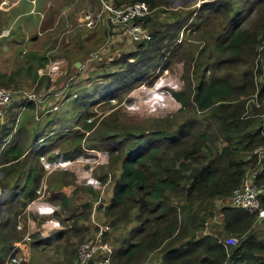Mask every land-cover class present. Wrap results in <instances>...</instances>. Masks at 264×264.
Instances as JSON below:
<instances>
[{"label":"trees","instance_id":"obj_1","mask_svg":"<svg viewBox=\"0 0 264 264\" xmlns=\"http://www.w3.org/2000/svg\"><path fill=\"white\" fill-rule=\"evenodd\" d=\"M135 1H145L156 9L145 20L151 38L135 43V53L124 56L130 60L124 72H114L119 76L116 90L108 93L105 101L118 99L135 82L151 83L158 67L168 69L181 62L183 84L171 97L178 102L182 117L177 122L155 121L147 127L101 131V142L92 148L102 147L112 155V194L105 205L94 201L97 195L93 190L100 191L109 182L104 173L96 175V186L86 188L93 199L84 208L103 211L110 230L119 229L114 234L112 264H146L154 253L161 255L160 264H264V218L228 201L246 173L259 166L256 182L262 187L259 199L264 209V157L257 165L254 152L264 144V63H254L264 35V0H211L181 11L161 8L166 0H117L116 5ZM261 54L264 58V50ZM237 66L241 69L234 73ZM131 73L135 76L129 77ZM254 93L260 107L246 104L242 98ZM88 96H75L73 102L80 99L81 107L90 105L91 101L84 100ZM24 100L31 108L32 99ZM14 102L9 121L4 118L0 125V191L9 192L5 204L10 210L15 205L19 210L37 197L44 171L41 156L48 155V162L65 168L63 164L80 159L82 154H94L78 145L84 136L78 130L62 132L49 142L43 140L47 128L55 125L52 118L56 115L38 125L34 121L30 131L26 117L18 118L16 125ZM73 109L64 114L65 121L81 123L85 131L95 125L96 120H90L95 113L78 109L72 116ZM106 125L102 120L97 126ZM62 139L69 141L58 149ZM63 184L53 185L52 193ZM17 211L12 212L13 220L7 215L0 221V264L6 261L12 240L22 237L16 227ZM78 218L75 216L71 229L84 231L86 227ZM210 221L218 228L210 226L205 232ZM228 236H235L237 243L226 247L223 240ZM47 238L41 243L48 244Z\"/></svg>","mask_w":264,"mask_h":264},{"label":"rangeland","instance_id":"obj_2","mask_svg":"<svg viewBox=\"0 0 264 264\" xmlns=\"http://www.w3.org/2000/svg\"><path fill=\"white\" fill-rule=\"evenodd\" d=\"M77 1V4L72 3L69 6L66 0H53V4H47L49 13L53 17L59 16L60 18L58 17L57 21L54 20L57 22L56 25L52 20H43L42 23H39L40 31H37L35 26L40 15H45V12H29L12 23L8 18L1 16L2 10L0 9V87L13 91L14 99L17 101L14 102L17 107L13 112L18 114L15 124L17 125L18 118L21 120L22 117H26L27 122L30 121L27 124L30 131L35 126L34 121L38 125V122L42 123L47 118L56 115L52 118L55 125L47 128L43 140L49 142L62 132L71 134L78 130L84 133L83 139L78 145L87 150V153L94 154L93 157L88 156L89 158L82 154L80 159L63 164L65 168H59L58 164L47 160L42 163L40 160L44 171L37 190L42 184L45 185V188L40 194L36 190L37 197L23 209L18 210V206L15 205L10 210L8 204L3 205L10 194L7 190H1L0 221L6 219L7 215H10L13 220L12 212L18 210L17 222L21 225L18 232L22 237L12 240L11 249L13 247V255L19 258V264H75L78 246L83 242L96 239L98 227L95 224L106 229L101 237L112 248L115 242L114 237L118 234L119 229L117 231L116 228L110 230L103 211L94 208L85 210L84 208L85 204H89L93 199L86 188L87 185L96 186V175L104 173L103 175H107L106 180L109 182L104 184L100 191L99 189L93 190L98 198L94 201L97 200L100 204L105 205L112 194L111 181L114 176V167L110 164L112 155L109 151H104L102 147L92 148L101 142L100 132L105 129L118 130L126 126L147 127L155 121H161L160 123L167 120L177 122L182 117V113L177 110L178 102L171 97V92L180 89L183 84L181 62L173 63L168 69L160 70L158 67L156 77L150 78L154 80L151 83L146 80L135 82L134 87L127 93L121 94L118 99L105 101L108 93L116 90L114 84L117 83L116 78L119 76H116L115 73L124 72L126 64L130 60L124 56L135 53L138 45L122 34L116 36L109 29L106 30L103 23H99L92 29L85 27L89 31L86 36H82L79 31L69 32L66 30L68 27L81 29L80 20L83 13L99 6V1L96 0L97 5L95 3L86 7L77 21H70L68 26L63 25V15H67L73 9L81 8L83 0ZM166 1L167 4L161 5V8L178 11L191 10L202 3V0ZM205 1L211 0H203V2ZM1 2L0 7H3L7 6L9 1ZM28 5L27 10L31 6ZM161 17L165 19V14ZM24 19L32 21V26L26 30L16 28L25 21ZM216 20L213 19L214 22ZM50 26H53L54 29L43 32L44 28ZM4 27L6 30L3 29ZM25 31L27 33H23ZM119 59L121 60L118 63L112 65L113 61ZM259 62L264 63L261 53L256 55L254 63L258 65ZM76 63H79V66ZM239 69L241 66L233 68V72L236 73ZM107 72H111L112 75L103 77V73ZM222 72L225 73L226 69L223 68ZM132 76L135 74H129V77ZM28 95L33 97L30 100L32 107L29 109L25 105L27 101L24 100L28 99ZM78 95H89L84 97V100L91 101L90 105L85 103L81 107L80 99L78 103L73 102L75 96ZM242 98H246V104L254 103L260 107L255 93ZM12 105L13 103L5 112V115L8 114L5 116L6 119L8 118L7 122L11 113L9 109ZM77 106L78 108H76ZM71 108L74 109L70 115L75 114L78 109L79 111L86 109L95 113L94 117L90 118L91 121L96 120L95 125L85 131L81 123H73L74 120L72 122L65 121L64 114ZM244 114H249L248 108L244 110ZM262 117L264 118L263 115ZM102 120L107 121V125L97 126ZM72 136L74 139V135ZM21 137H25L23 131ZM68 141L60 140L57 144L58 149L65 147ZM258 148V154L264 157V144ZM34 149L32 148V152ZM58 149L55 152L51 151L50 154H55ZM30 156L32 155L30 154ZM46 156L48 155H44V157ZM0 176H2L1 171ZM61 181H64L65 184L58 187V193H52V186ZM47 185L49 186L48 191ZM75 216L79 217L78 222L84 223L86 227L84 231L71 229L75 223ZM80 216L87 219L82 220ZM216 223L218 226L217 221ZM216 223L215 221L208 222L205 232L209 231L210 226L216 227ZM26 235L29 236V239L24 240ZM46 238L49 243H41Z\"/></svg>","mask_w":264,"mask_h":264},{"label":"built area","instance_id":"obj_3","mask_svg":"<svg viewBox=\"0 0 264 264\" xmlns=\"http://www.w3.org/2000/svg\"><path fill=\"white\" fill-rule=\"evenodd\" d=\"M98 1V7L83 13L80 23L86 28L92 29L99 23H103L108 28H112L113 31L118 30V33H121L135 43L150 40L151 32L147 28L145 20L156 10L155 8H151L145 1H135L126 5H116L117 0ZM263 50L264 35L260 38L257 46L258 53H261ZM27 98L33 99L31 95H28ZM13 101V91L8 88L0 87V125L5 118L7 107H9ZM54 108L56 109L57 107ZM258 150L259 148L255 150L258 156L257 165L262 158V156L258 154ZM40 160H42L41 162L43 163L46 157L41 156ZM260 170L258 166L248 171L241 185L232 190L228 201L231 206L242 208L248 213H256L258 218H264V209L261 207L259 199L262 187L256 182V176ZM44 188L45 185L42 184L37 190V193L40 194ZM95 225L98 227L96 239L90 242H83L78 246L76 264H112V248L101 238V234L106 229L100 228L99 224ZM20 228L21 225L18 222L17 229ZM25 239H29V236L26 235L24 240ZM237 241V238L232 236L225 237L223 240L226 247L235 245ZM19 263V258L13 255L12 247L7 255L5 264Z\"/></svg>","mask_w":264,"mask_h":264},{"label":"crops","instance_id":"obj_4","mask_svg":"<svg viewBox=\"0 0 264 264\" xmlns=\"http://www.w3.org/2000/svg\"><path fill=\"white\" fill-rule=\"evenodd\" d=\"M1 1L4 3V1H6V0H0V2ZM7 1H9L7 3L8 4L7 6L0 7V9L2 10L1 16L8 18L9 20L12 21V23H15L16 20H18L19 18L23 17L27 13H29V12L35 13L36 11L37 12L39 11L40 13H44V12L46 13L45 15L41 14L40 17L38 18V22H37V24L35 26L37 31H40L39 23L40 22L42 23V21L45 20V19L52 20L54 22V25H56V23H57L55 21L58 20L59 16L53 17L49 13L48 8H47V4H50V5L53 4L52 3L53 0H7ZM77 2H78L77 0H66V3H67L68 6L70 4H72V3H76L77 4ZM202 2H203V0H202ZM95 3L97 5L96 0H83L81 2V8L79 7V9H77V10L73 9L72 11H69L67 15H65V16L63 15V17H64L63 18V25L68 26L70 21H75V20L77 21L79 15L83 12V10L86 7H88L89 5H93ZM28 4H30L31 6L27 10V7H29ZM24 20L25 21H23V23L21 25H19V27H16V28H19V29H22V30H26V29H28L29 27L32 26V21H29V20H26V19H24ZM81 26H82L81 29L80 28H76V27H74V28L68 27L66 30H68L69 32L79 31V33L82 36H86L89 31H88V29L85 28V26L83 24H81ZM3 29L6 30L5 27ZM53 29H54L53 26L46 27V28L43 29V32H48V31H51ZM105 29H106V27H105ZM23 33H27V32L25 31ZM21 34H22V32H21ZM115 34H116V36L121 35V33H118V32H115ZM116 40H118V37H116ZM16 42H18V41L16 40ZM254 152H255V150H254ZM47 189L49 190V186L48 185H47ZM54 192H59V191L54 190ZM3 205H5V203ZM215 221L219 222V219L215 220ZM17 223H16V227H17ZM206 232H208V231H206ZM211 232L213 233L212 229H211ZM160 256L161 255L159 253H154L148 259L146 264H160Z\"/></svg>","mask_w":264,"mask_h":264},{"label":"water","instance_id":"obj_5","mask_svg":"<svg viewBox=\"0 0 264 264\" xmlns=\"http://www.w3.org/2000/svg\"><path fill=\"white\" fill-rule=\"evenodd\" d=\"M76 65H78V66H79V63H76Z\"/></svg>","mask_w":264,"mask_h":264}]
</instances>
